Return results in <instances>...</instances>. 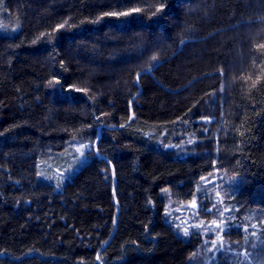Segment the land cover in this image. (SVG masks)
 Masks as SVG:
<instances>
[{
	"label": "trees",
	"instance_id": "16d2710c",
	"mask_svg": "<svg viewBox=\"0 0 264 264\" xmlns=\"http://www.w3.org/2000/svg\"><path fill=\"white\" fill-rule=\"evenodd\" d=\"M204 199L216 254L199 218L183 234ZM263 259L264 0H0V264Z\"/></svg>",
	"mask_w": 264,
	"mask_h": 264
},
{
	"label": "rangeland",
	"instance_id": "374dc122",
	"mask_svg": "<svg viewBox=\"0 0 264 264\" xmlns=\"http://www.w3.org/2000/svg\"><path fill=\"white\" fill-rule=\"evenodd\" d=\"M18 31L17 29L14 32L17 33ZM11 32L12 30H10V34H15ZM77 149H79V151H77ZM90 149L91 154H89ZM80 152H84L85 155L82 157ZM94 152L98 153L96 143L92 141L74 142L70 144L62 154L53 156L50 159L46 158L42 161L40 167L41 178L45 181L63 186L91 161ZM218 199H220V201L222 200L221 197H218ZM206 202L207 199L196 202V208L192 207V202L185 205L181 204L180 206H183L182 209H184L182 222L184 221L187 228H190L192 226L191 224L194 222V217L197 219L199 218L198 220L200 223H198V225L196 224V226L199 228L200 232H202L204 241L210 245V250L216 254L218 250L223 249L227 244L225 234L228 231L227 228L230 223L228 224L226 219H222L220 222H213L211 218L199 217L198 212H205L203 208L205 206L208 207ZM208 208L211 211L207 213H211L215 207L211 206ZM227 212H229V210ZM207 213L205 212V214ZM212 241H215V245ZM261 264H264V259Z\"/></svg>",
	"mask_w": 264,
	"mask_h": 264
},
{
	"label": "snow or ice",
	"instance_id": "6c2138e0",
	"mask_svg": "<svg viewBox=\"0 0 264 264\" xmlns=\"http://www.w3.org/2000/svg\"><path fill=\"white\" fill-rule=\"evenodd\" d=\"M121 7H123V5H121ZM135 11V10H134ZM105 15H108V16H127V15H129V13L128 12H120V13H117V12H108V13H105ZM61 27H63V25H61ZM152 59L155 61L156 60V57L155 56H153L152 57ZM77 151H79V149H77ZM89 154H91V149L89 150ZM80 155L83 157L85 154H84V152H80ZM217 195H219V193H217ZM215 206V205H214ZM192 207L193 208H196L197 207V205H196V202H195V200H193V202H192ZM203 210L207 213V212H209V211H211L208 207H204L203 208ZM234 227H239V225H235ZM188 233H189V230H188V228L187 227H185L184 229H183V234L185 235V236H187L188 235ZM198 234V233H197ZM212 243L215 245V241H212ZM97 259H99V257H97Z\"/></svg>",
	"mask_w": 264,
	"mask_h": 264
}]
</instances>
